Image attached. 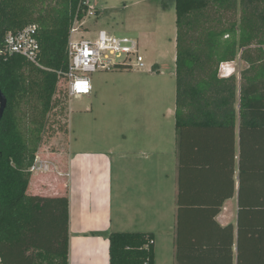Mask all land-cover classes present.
<instances>
[{
  "label": "trees",
  "instance_id": "obj_1",
  "mask_svg": "<svg viewBox=\"0 0 264 264\" xmlns=\"http://www.w3.org/2000/svg\"><path fill=\"white\" fill-rule=\"evenodd\" d=\"M257 1L174 0L175 129L181 166L184 140L192 130L201 137H212L215 143L229 137L231 145L234 144L235 83L230 81V76L219 77L217 68L234 61L238 50L250 45L255 22L264 28V8L246 15L247 8ZM81 2L0 0V44L6 33L35 25L40 48L37 65L19 55L0 56V91L6 99L0 121V264H68L69 200L66 196L28 195L31 174L27 170L46 132L50 111L59 118L54 122L55 130L62 134L68 131V99L60 75L67 68L70 27L76 16L82 19L85 15L86 7H81ZM237 4L243 10L239 24L206 30L204 51L188 50L184 46L182 28L194 25L195 14L210 5L225 11ZM259 44L264 46L262 41ZM259 52L264 56L261 49ZM206 66L209 69L206 75L187 87L186 81L193 78L195 68L205 72ZM253 70L251 77H241L238 96L239 116L243 121L238 142L236 264H264V61ZM32 101L37 105H30ZM196 148L199 150L200 146ZM180 194L179 225L182 214L196 212L207 217L212 227L221 228L213 220L225 198L213 205H191L183 204ZM242 239L247 241V251ZM108 243V264H153L151 234L110 233ZM220 247L224 246L207 255L232 264L231 243L227 248Z\"/></svg>",
  "mask_w": 264,
  "mask_h": 264
},
{
  "label": "crops",
  "instance_id": "obj_2",
  "mask_svg": "<svg viewBox=\"0 0 264 264\" xmlns=\"http://www.w3.org/2000/svg\"><path fill=\"white\" fill-rule=\"evenodd\" d=\"M236 61L224 64L232 70ZM237 107L234 144L229 137L215 143L192 130L184 140L182 166L175 107H167L160 118L148 105L138 106L136 113L141 116L131 118L129 139L123 135L110 144L103 138L102 149L91 147L96 139H84L78 128L73 130L69 117L66 146L60 135V149L40 150L49 170L33 174L28 186L41 197L68 198V264H108L110 233L151 234L153 264H177V259L180 264H227L207 253L230 243L236 264L238 142L243 121ZM179 194L183 204L191 205H213L225 198L213 220L221 228L212 227L207 217L196 212L182 214L179 225ZM228 225L232 229H222ZM246 242L242 239L247 251Z\"/></svg>",
  "mask_w": 264,
  "mask_h": 264
},
{
  "label": "rangeland",
  "instance_id": "obj_3",
  "mask_svg": "<svg viewBox=\"0 0 264 264\" xmlns=\"http://www.w3.org/2000/svg\"><path fill=\"white\" fill-rule=\"evenodd\" d=\"M88 4L94 7L96 13L94 17L84 20L83 29L90 32L102 30L111 35L136 39L146 66L143 70L95 72L90 76L92 94L81 99H70L68 102V118L70 117L73 123L72 129L78 128L76 132L80 131L84 139H96L97 141L93 142L94 146H91V140L89 145L102 149L100 141L103 138L110 144L120 140L123 135L129 139L131 118L141 116V113H136L138 106L148 105L154 115L160 118L166 114L167 107L170 109L175 107L176 16L174 0H88ZM262 8L264 1L258 0L254 6L247 8L246 15H250L254 9ZM242 15V7L238 4L225 11L208 6L194 15L192 20L195 22L192 27L182 28L184 46L188 50L204 51L202 43L206 30L228 27L232 23L239 24ZM255 23L253 39L249 46L238 50L236 58L240 55V59L234 60L236 61L234 68L229 70L225 64H220L217 68L219 77L230 76V81L235 83V110L242 83L241 77H251L253 69L264 61V56L259 52L260 49L264 52V46L259 44L260 41L264 42V28L258 21ZM90 35L86 34L85 37ZM201 59L204 60V57ZM208 70L207 66L205 72L196 67L193 78L187 79L186 86L194 85ZM32 104L37 105V102L32 101L30 105ZM58 119L53 111L47 115L46 132L36 153L39 154L40 150L54 152L60 149L61 142L58 139L62 133L57 132L54 127V122H58ZM69 133L71 135V130ZM62 136L65 139L62 145L65 147L67 132ZM62 178L67 179L65 172ZM27 194L41 197L30 187Z\"/></svg>",
  "mask_w": 264,
  "mask_h": 264
},
{
  "label": "built area",
  "instance_id": "obj_4",
  "mask_svg": "<svg viewBox=\"0 0 264 264\" xmlns=\"http://www.w3.org/2000/svg\"><path fill=\"white\" fill-rule=\"evenodd\" d=\"M81 7H86L82 19L74 18L69 30L67 44V68L61 74L68 102L81 99L92 93L91 74L112 70H143L146 68L140 51L139 42L128 36H115L106 31L90 32L83 29L85 19L95 16V9L82 0ZM83 29V30H82ZM37 27L28 25L17 32L6 33L0 44V56L19 55L26 61L37 65L39 44L36 39ZM90 35L89 37H85ZM48 162L35 154L28 172H47ZM68 174H66V177Z\"/></svg>",
  "mask_w": 264,
  "mask_h": 264
},
{
  "label": "water",
  "instance_id": "obj_5",
  "mask_svg": "<svg viewBox=\"0 0 264 264\" xmlns=\"http://www.w3.org/2000/svg\"><path fill=\"white\" fill-rule=\"evenodd\" d=\"M5 107H6V99L0 91V121H1V118L3 116Z\"/></svg>",
  "mask_w": 264,
  "mask_h": 264
}]
</instances>
